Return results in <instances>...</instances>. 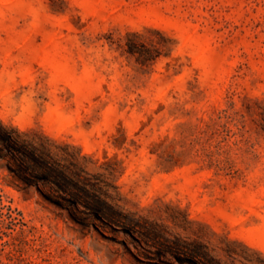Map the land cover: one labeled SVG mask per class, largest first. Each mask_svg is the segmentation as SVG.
I'll list each match as a JSON object with an SVG mask.
<instances>
[{
  "label": "rangeland",
  "instance_id": "rangeland-1",
  "mask_svg": "<svg viewBox=\"0 0 264 264\" xmlns=\"http://www.w3.org/2000/svg\"><path fill=\"white\" fill-rule=\"evenodd\" d=\"M262 103L264 0H0V120L122 219L0 160V264H264Z\"/></svg>",
  "mask_w": 264,
  "mask_h": 264
},
{
  "label": "trees",
  "instance_id": "trees-1",
  "mask_svg": "<svg viewBox=\"0 0 264 264\" xmlns=\"http://www.w3.org/2000/svg\"><path fill=\"white\" fill-rule=\"evenodd\" d=\"M140 36L138 32L128 33L125 50L137 60L146 62L152 56L149 57L150 49L141 41ZM260 109V115L264 120V103L260 105ZM50 141L45 137L42 142L37 143L30 139L26 132L6 125L0 120V160L16 180L23 184V188L35 186L47 200L61 205L42 192L41 183H47L55 192H64L71 196L66 199V209L75 207L81 209L85 215L100 213L115 222L121 221V216L109 211L86 189L88 184L86 169L77 162L70 168L61 158H56Z\"/></svg>",
  "mask_w": 264,
  "mask_h": 264
}]
</instances>
